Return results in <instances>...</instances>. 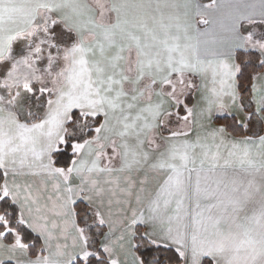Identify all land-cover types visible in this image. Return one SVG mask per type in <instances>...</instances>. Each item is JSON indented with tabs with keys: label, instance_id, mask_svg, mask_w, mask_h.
Returning a JSON list of instances; mask_svg holds the SVG:
<instances>
[{
	"label": "snow or ice",
	"instance_id": "1",
	"mask_svg": "<svg viewBox=\"0 0 264 264\" xmlns=\"http://www.w3.org/2000/svg\"><path fill=\"white\" fill-rule=\"evenodd\" d=\"M0 264H264V0H0Z\"/></svg>",
	"mask_w": 264,
	"mask_h": 264
},
{
	"label": "crops",
	"instance_id": "2",
	"mask_svg": "<svg viewBox=\"0 0 264 264\" xmlns=\"http://www.w3.org/2000/svg\"><path fill=\"white\" fill-rule=\"evenodd\" d=\"M205 2H207V0H205Z\"/></svg>",
	"mask_w": 264,
	"mask_h": 264
}]
</instances>
